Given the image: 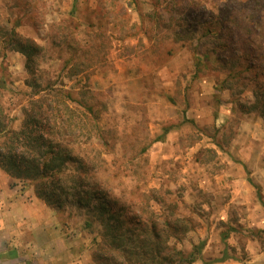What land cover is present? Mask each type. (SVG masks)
Here are the masks:
<instances>
[{
    "label": "rangeland",
    "instance_id": "1",
    "mask_svg": "<svg viewBox=\"0 0 264 264\" xmlns=\"http://www.w3.org/2000/svg\"><path fill=\"white\" fill-rule=\"evenodd\" d=\"M0 13L20 17L17 32L41 48L42 81L85 88L101 104V138L74 136L92 178L134 214L190 220L169 244L188 254L202 243L194 264H264V208L243 188L259 184L264 201V121L240 108L253 100L258 69L226 77L243 69V52H263L264 0H0ZM207 28L223 40L203 36ZM23 65L19 53L0 59L11 129L26 103ZM222 81L229 89L214 87ZM57 214L82 232L91 260L106 245L98 226L85 229V211ZM225 250L230 258L217 261Z\"/></svg>",
    "mask_w": 264,
    "mask_h": 264
},
{
    "label": "trees",
    "instance_id": "2",
    "mask_svg": "<svg viewBox=\"0 0 264 264\" xmlns=\"http://www.w3.org/2000/svg\"><path fill=\"white\" fill-rule=\"evenodd\" d=\"M20 22V17L10 20L0 13V35H3L0 37V59L3 60L7 52L19 53L24 57L23 67L27 74L24 86L28 89L17 92L21 98H26V103L20 107L22 119L19 128L11 129L9 124L13 118L7 115L9 108L2 102L4 93L9 91L0 79L2 171L15 180L32 185L36 197L57 213L74 207L85 211V229L92 230L93 226H98L100 236L106 243L96 244L92 252L95 264H194L201 253L202 243L193 245L188 254L169 244V240L178 239L179 235L186 233L190 228V220L168 219L144 209L134 214L130 211V206L118 201L108 189L92 178L87 160L77 150L79 147L78 143L75 144L74 136L76 130H85L90 139L101 138L99 117L95 111L101 104L94 100L87 101L94 96L85 88L74 91L66 89L62 82L55 83L48 78L42 81L38 69L41 48L34 40L17 32ZM203 36H217V39L223 40L221 33L215 35L209 28ZM181 39L189 40L186 37ZM228 41L233 44L230 36ZM244 42L254 44L252 39ZM223 43L218 42L221 48H226L225 43H228ZM260 50L263 52H243V69L237 74L229 71L226 77L233 79L240 72L248 73L257 67L256 78L259 81L254 84L253 100L249 101L248 107L242 105L240 108L245 113L257 112L264 121V38L261 39ZM203 57L208 59V53H204ZM69 58L64 62L63 68L71 61V57ZM222 62L227 64L224 60ZM69 74L71 77L78 76L80 72ZM223 84L222 81L220 86H216L218 90L229 89ZM87 96L89 99H85ZM169 130L170 128H164L163 135ZM159 140L161 141V137H158ZM253 186L256 197L264 208L260 189L257 185ZM139 213L145 218L141 219ZM159 217H162V225L157 223ZM259 234L262 242L264 230H260ZM226 237L223 235L224 240ZM229 258L225 250L222 258L217 261Z\"/></svg>",
    "mask_w": 264,
    "mask_h": 264
},
{
    "label": "crops",
    "instance_id": "3",
    "mask_svg": "<svg viewBox=\"0 0 264 264\" xmlns=\"http://www.w3.org/2000/svg\"><path fill=\"white\" fill-rule=\"evenodd\" d=\"M253 185L260 186L250 182L243 188L251 194ZM82 236L69 230L32 186L0 168V264H92Z\"/></svg>",
    "mask_w": 264,
    "mask_h": 264
}]
</instances>
